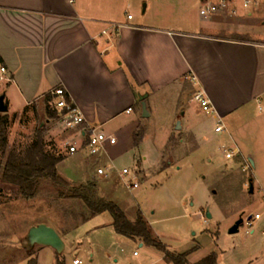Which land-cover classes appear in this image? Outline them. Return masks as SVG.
I'll return each mask as SVG.
<instances>
[{
	"label": "rangeland",
	"instance_id": "rangeland-1",
	"mask_svg": "<svg viewBox=\"0 0 264 264\" xmlns=\"http://www.w3.org/2000/svg\"><path fill=\"white\" fill-rule=\"evenodd\" d=\"M199 1L190 0L188 12L183 15L182 0H171L165 8L159 7V16L164 14L171 27H178L186 18L196 26L209 28V23L198 22ZM145 5L149 6L146 16L150 18L153 0H139L131 13L142 16ZM251 10L252 17L218 14L213 21L223 28L220 34L240 35L243 30L248 38L264 41V5ZM6 89L7 82L0 80V94ZM194 95V90L186 86L176 119L171 102L160 101L155 114L139 127L144 136L138 146L129 145L96 163L92 160L95 156L86 152L67 157L59 163L58 171L69 179V187L57 188L43 179L31 198L23 196L16 185L0 180V264H20L28 250L36 251L38 245L28 247L26 236L29 226L39 220H47L58 232L62 231L59 226L74 227L68 235L60 234L65 254L82 264H174L166 261L158 249L118 235L108 211L84 220L88 206L70 193L74 185L89 182L94 183L97 198L117 204L132 222L141 212L153 235L169 251H191L187 258L191 264L212 252L217 254L219 264H264V98L230 120L235 124L231 137L215 132L214 115L207 114ZM42 100L15 112L19 97L9 90L8 152L24 155L42 126L45 149L67 156L62 142L75 134L61 131L58 121L48 119ZM50 105L54 107L55 102ZM178 121L182 124L180 130L176 129ZM203 126L201 135L199 129ZM222 144L238 147L241 155L225 159L219 151ZM0 158H4L1 150ZM99 167L104 175L98 174ZM125 168L128 175H122ZM136 178L139 186L128 188L127 181ZM207 210L211 217H207ZM257 213L261 219L247 225V218ZM241 216L244 224L239 232L229 234V228ZM21 234L24 238L20 240Z\"/></svg>",
	"mask_w": 264,
	"mask_h": 264
},
{
	"label": "crops",
	"instance_id": "crops-1",
	"mask_svg": "<svg viewBox=\"0 0 264 264\" xmlns=\"http://www.w3.org/2000/svg\"><path fill=\"white\" fill-rule=\"evenodd\" d=\"M170 1L153 0L148 18V5L140 17L131 13L139 0H0V56L8 86L1 93L6 94V101L10 89L19 97L15 111L19 112L41 99L44 102L46 95L63 87L83 113L85 128L101 129L116 138L114 145L94 155V163L133 147L134 133L144 119L155 114L163 99L171 102L174 119L178 118V103L186 86L205 93L212 105L209 114L217 122L221 119L225 133L232 137L235 124L230 120L264 98V41L248 38L243 30L240 35L220 34L223 28L213 17H252L251 8L257 7L237 3V14L221 10L208 19L199 13L198 22L209 23V28L186 18L171 27L158 11ZM182 2L184 15L190 0ZM141 97L147 103V117ZM119 143L122 146L115 148ZM85 152L67 154L65 159ZM40 223L55 228L39 220L28 230ZM59 227L61 232L55 229L60 236L74 229ZM65 250L66 245L65 263L75 264L76 258L71 259ZM57 255L53 248L38 245L32 257L37 264H56ZM32 257L20 259V264Z\"/></svg>",
	"mask_w": 264,
	"mask_h": 264
},
{
	"label": "trees",
	"instance_id": "trees-1",
	"mask_svg": "<svg viewBox=\"0 0 264 264\" xmlns=\"http://www.w3.org/2000/svg\"><path fill=\"white\" fill-rule=\"evenodd\" d=\"M0 65H3L1 56ZM54 97L51 94L46 95L44 103H46L45 109L48 119L57 121L61 114L66 113V110L58 111L55 106L51 107L50 102L53 101ZM66 99L70 102L69 97L66 96ZM8 119L7 113H0V150L4 157L0 158V180L16 185L23 196L31 198L39 191L43 179L50 180L57 188L69 187L70 181L58 171V165L65 159V155L62 152H52L45 149V127L41 126L37 129L35 141L27 148L24 155H19L7 150L6 128L9 122ZM143 136L144 130L138 128L134 133V146L141 143ZM72 188L70 196L81 199L89 208V214L83 218L84 220L108 211L112 215V226L117 234L143 241L145 245L158 249L168 262L191 264L187 259L191 251L181 254L169 251L167 246L153 235L149 223L141 212L132 222L117 204L97 198L94 183L77 185ZM60 193L63 192L60 191ZM33 254L34 252L31 249L28 250L30 257ZM27 264H37V261L32 257ZM56 264H66L63 254L57 255ZM194 264H219L218 256L215 252H212Z\"/></svg>",
	"mask_w": 264,
	"mask_h": 264
},
{
	"label": "built area",
	"instance_id": "built-area-1",
	"mask_svg": "<svg viewBox=\"0 0 264 264\" xmlns=\"http://www.w3.org/2000/svg\"><path fill=\"white\" fill-rule=\"evenodd\" d=\"M237 3H241L244 7H259L264 5V0H204L201 4L199 13L204 19L212 17V15L221 10L229 11L232 15H235L238 12ZM128 18L131 19L132 15H128ZM5 73L6 68L0 65V80H6L4 77ZM52 94L55 96V108L58 111H62L63 109L66 110V113L61 114L60 118L57 120V125L64 131H75L77 133V135L65 138L62 142V148L67 154L72 155L81 150H85L88 155L94 156L104 150L107 145H114L116 143V138L106 133L104 130L85 128L83 113L71 101H67V93L63 87H57L52 91ZM193 99L202 105L207 114L212 111V105L203 91L196 92ZM130 111L131 109H128V112ZM215 132H226V127L221 119L217 122ZM219 151L222 156L228 160L241 155V151L238 147H231L226 144L220 145ZM104 173L102 168L98 170V174L104 175ZM128 174V169L125 168L122 170V175ZM137 180L136 178L134 181H127V187L130 189L137 188L139 186ZM260 219L261 214H254L250 220L247 219L246 224L252 226L254 221ZM74 263L79 264V260L75 259Z\"/></svg>",
	"mask_w": 264,
	"mask_h": 264
},
{
	"label": "water",
	"instance_id": "water-1",
	"mask_svg": "<svg viewBox=\"0 0 264 264\" xmlns=\"http://www.w3.org/2000/svg\"><path fill=\"white\" fill-rule=\"evenodd\" d=\"M141 97V106L143 110V116H149L147 103ZM9 111V105L6 101V94H0V113H7ZM177 130L181 129L180 121L177 122ZM250 163L253 165V160L249 158ZM250 191H253V184L250 183ZM207 217H211L209 210H207ZM252 216L250 215L247 219L250 220ZM244 224V218L241 216L228 230L229 234L238 233L240 227ZM26 241L28 247H33L35 245L47 246L53 248L56 253L62 254L65 248V242L56 229L46 223H40L38 225L32 226L27 233Z\"/></svg>",
	"mask_w": 264,
	"mask_h": 264
}]
</instances>
